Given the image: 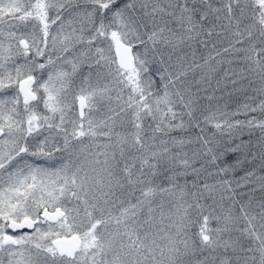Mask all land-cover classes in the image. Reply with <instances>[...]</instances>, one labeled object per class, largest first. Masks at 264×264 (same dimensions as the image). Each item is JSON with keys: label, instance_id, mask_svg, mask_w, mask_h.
I'll use <instances>...</instances> for the list:
<instances>
[{"label": "snow or ice", "instance_id": "snow-or-ice-1", "mask_svg": "<svg viewBox=\"0 0 264 264\" xmlns=\"http://www.w3.org/2000/svg\"><path fill=\"white\" fill-rule=\"evenodd\" d=\"M0 264H264V0H0Z\"/></svg>", "mask_w": 264, "mask_h": 264}]
</instances>
